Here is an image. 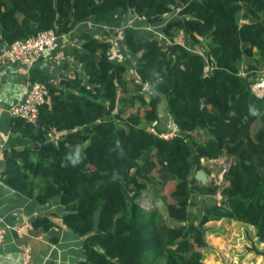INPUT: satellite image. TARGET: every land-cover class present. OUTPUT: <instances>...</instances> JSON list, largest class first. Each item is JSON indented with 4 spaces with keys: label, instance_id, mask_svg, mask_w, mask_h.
<instances>
[{
    "label": "trees",
    "instance_id": "trees-1",
    "mask_svg": "<svg viewBox=\"0 0 264 264\" xmlns=\"http://www.w3.org/2000/svg\"><path fill=\"white\" fill-rule=\"evenodd\" d=\"M0 29L6 45L84 29L69 49L83 72L56 85L31 69L50 98L36 124L11 122L38 146L4 152V183L56 202L84 238L79 264H206L208 224L221 220L254 227L264 243V98L252 92L264 0H0ZM115 29L136 63L130 79L107 40ZM160 95L181 130L170 140L148 129L160 120ZM53 128L64 132L58 141L48 139ZM203 159L229 161L223 181H197L198 171L211 174ZM33 225L54 226L45 216Z\"/></svg>",
    "mask_w": 264,
    "mask_h": 264
},
{
    "label": "crops",
    "instance_id": "crops-1",
    "mask_svg": "<svg viewBox=\"0 0 264 264\" xmlns=\"http://www.w3.org/2000/svg\"><path fill=\"white\" fill-rule=\"evenodd\" d=\"M83 30L75 29L73 30V37L70 33L65 39H60L58 46L53 51H49L34 69L40 72L41 75L47 76L49 81L56 85H60L64 76L73 77L76 73L83 72L82 65L76 61L73 52L69 50L70 47L78 48L80 46ZM1 39L0 29V227L6 223L14 227L28 224L29 228L27 230L28 234L23 236H19L12 230L7 232L5 241L0 245V264H23V246L25 245L32 248V264H79L85 258L84 238L77 237L69 232L59 216L61 207L56 202L40 205L32 199L19 195L4 183L5 150L11 145H14L17 150L29 147L34 149L38 144L23 137L19 131H13L12 118L8 112L9 108L23 97L32 68L27 69L23 64L11 62L3 57L2 54L6 44ZM112 53L115 54L116 51ZM123 55L125 54L123 53ZM128 70L129 67L127 66V72ZM136 74L135 71L133 77ZM127 78L130 79L128 76ZM159 114L160 122L164 126L170 115L169 113L163 115L161 112ZM40 216L48 217L53 222L54 226L49 232L34 227L33 221ZM226 224L227 226H225ZM234 225L243 228H254L243 223L227 220L208 224V227L212 228V231L207 233V240L211 247L208 250L211 252V260L208 257L210 252L206 251V264L210 262L215 264V259L212 258L213 252L211 251L216 246L213 245L214 240L218 239L220 245L224 236V241L233 239L236 231L235 229L230 230V227ZM216 230L225 235L219 236ZM258 244L264 245L259 241L256 245L258 246ZM232 256L233 259L229 258L231 262L229 264H237L239 258H243L245 264H247L255 256L260 255L249 250L242 253V255Z\"/></svg>",
    "mask_w": 264,
    "mask_h": 264
},
{
    "label": "built area",
    "instance_id": "built-area-1",
    "mask_svg": "<svg viewBox=\"0 0 264 264\" xmlns=\"http://www.w3.org/2000/svg\"><path fill=\"white\" fill-rule=\"evenodd\" d=\"M168 17V15L164 16ZM130 23L127 24L126 27H129ZM89 27L93 24L92 22L86 23ZM94 26V25H93ZM148 30H152L153 26L148 24ZM116 30V29H115ZM118 34H112L111 38L107 40L113 43V39L117 37V39L123 44V30H116ZM69 34H63L62 36H58L54 29H50L47 31L40 32L35 36H31L25 40H18L13 42L12 44L5 45V49L3 51L2 56L9 59L11 62H17L23 64L27 69H31L35 67L39 62H41L44 56L52 51L59 39H65ZM116 43H113L115 45ZM124 46V45H123ZM125 48V47H124ZM127 56L130 57L134 63L132 55L124 49ZM207 60V59H206ZM208 62V61H207ZM211 69L210 65L207 64L205 68L206 74ZM242 74L244 72L242 71ZM150 89L151 86L146 83L143 87L144 91ZM252 92L258 98H264V75L260 77V79L253 83ZM50 98V90L48 85L43 81H30L28 79V85L25 90L23 97L14 105H12L8 112L11 118L16 119L20 118L26 122L31 124H36L40 115V108L46 103V101ZM149 131L156 136H159L162 139L170 140L175 136L180 135V129L173 123L171 118H168L166 124L162 126L160 120L153 122L149 125ZM64 132H59L55 128L51 129L48 133V137L50 141H58ZM216 162V160H212ZM211 161V162H212ZM213 170L211 171V173ZM214 175V173H213ZM209 177V176H208ZM28 224L19 225L18 227L11 226L9 224L4 223L2 227H0V245L3 244L6 238V234L8 231H15L19 236H23L28 234ZM24 259L23 264H32V248L29 245L23 246Z\"/></svg>",
    "mask_w": 264,
    "mask_h": 264
},
{
    "label": "rangeland",
    "instance_id": "rangeland-1",
    "mask_svg": "<svg viewBox=\"0 0 264 264\" xmlns=\"http://www.w3.org/2000/svg\"><path fill=\"white\" fill-rule=\"evenodd\" d=\"M178 40L180 42H183V39L181 37H178ZM112 41H113V43H116L112 48V52L116 51L115 54L112 53L114 60L118 63H125L129 67V70L127 72V76L130 78L133 77V75L135 74V68H134V63H133L132 59L127 56L128 54H126L121 42L117 39V37L114 38ZM204 43H205V41H204ZM123 53L125 55H123ZM246 63H247V61H245V64ZM128 73H129V75H128ZM260 74L264 75V62H261ZM147 91H148V94H147L148 97L150 96V94L155 95L153 92H151L152 90L150 91V89H147ZM160 100H161V104L159 106V112H161L163 115H167L168 110H167L166 100L161 95H160ZM203 161H204L205 165L209 168L210 171L213 170V172L211 174L209 173V175H208L209 177H208L207 184H210L213 180L217 181V182L223 181L224 171L228 167L229 161H227L226 159L218 160L216 162H213L210 159H203ZM213 173H214V175H213ZM223 226H224V224H223ZM225 226H227V224ZM231 229H235V231H236V235L233 236V239H230L229 241H224L225 240L224 239L225 236H224V237H222L223 241H221L220 245H219L218 239L214 240L213 245L215 244L216 246H214L215 248L213 247L211 251L213 252L212 258L215 259L214 260L215 264H229V262H230L229 258L233 259L232 255H237V254L242 255V253H244L245 251H249L248 249H250L252 246L257 248L259 251L264 252V245L263 246L261 244H258V246L256 245L258 240L256 241V239H257L255 236L256 231L254 228H251V229L250 228H243L242 226L238 227V226L234 225V226L230 227V230ZM216 231H217L219 236L225 235V234H222V232L219 230H216ZM208 252H210V251H208ZM208 257L211 260V252L208 253ZM209 264H211V262ZM237 264H245L244 259L239 258ZM247 264H264V254H262L260 256H255L250 261V263H247Z\"/></svg>",
    "mask_w": 264,
    "mask_h": 264
},
{
    "label": "water",
    "instance_id": "water-1",
    "mask_svg": "<svg viewBox=\"0 0 264 264\" xmlns=\"http://www.w3.org/2000/svg\"><path fill=\"white\" fill-rule=\"evenodd\" d=\"M196 179H197V181H199L203 185H206L207 181H208V175L205 171L200 170L196 174ZM202 202L204 204V207H206V204H207L206 199H202Z\"/></svg>",
    "mask_w": 264,
    "mask_h": 264
}]
</instances>
